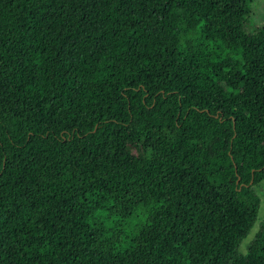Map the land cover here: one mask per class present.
<instances>
[{
  "label": "trees",
  "instance_id": "1",
  "mask_svg": "<svg viewBox=\"0 0 264 264\" xmlns=\"http://www.w3.org/2000/svg\"><path fill=\"white\" fill-rule=\"evenodd\" d=\"M254 0H0V264H264Z\"/></svg>",
  "mask_w": 264,
  "mask_h": 264
},
{
  "label": "rangeland",
  "instance_id": "2",
  "mask_svg": "<svg viewBox=\"0 0 264 264\" xmlns=\"http://www.w3.org/2000/svg\"><path fill=\"white\" fill-rule=\"evenodd\" d=\"M252 19L255 22H261L264 19V0H254L252 4ZM256 190L261 198V203L258 211V217L251 228L250 232L248 233L247 237L242 241L240 245V250L242 252L246 251L247 244L251 237H253L254 233L257 231L259 227V223L261 219L264 217V180L256 185Z\"/></svg>",
  "mask_w": 264,
  "mask_h": 264
}]
</instances>
